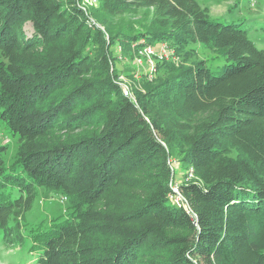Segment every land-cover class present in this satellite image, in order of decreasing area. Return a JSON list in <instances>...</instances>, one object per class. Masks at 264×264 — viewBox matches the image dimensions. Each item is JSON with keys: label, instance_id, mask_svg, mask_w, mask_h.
<instances>
[{"label": "trees", "instance_id": "1", "mask_svg": "<svg viewBox=\"0 0 264 264\" xmlns=\"http://www.w3.org/2000/svg\"><path fill=\"white\" fill-rule=\"evenodd\" d=\"M97 1L0 0V118L19 142L0 161V237L30 240L35 264H264V49L197 0ZM138 9L148 25L92 21ZM160 42L213 55L158 60L161 80L125 95L117 46ZM171 158L193 171L179 204ZM40 187L70 213L33 228Z\"/></svg>", "mask_w": 264, "mask_h": 264}, {"label": "rangeland", "instance_id": "2", "mask_svg": "<svg viewBox=\"0 0 264 264\" xmlns=\"http://www.w3.org/2000/svg\"><path fill=\"white\" fill-rule=\"evenodd\" d=\"M200 4L210 8V15L213 19L224 22L242 23V26L248 31L250 39L257 45L258 48L264 49V0H197ZM98 6L97 0H83L82 6L86 11H89L92 6ZM152 17V10L138 9L128 13H123L114 17H103L101 12H97L92 16V21L103 30L111 28L115 31H124L126 28L145 26L149 24ZM28 33L31 32L29 26H26ZM120 46V45H119ZM117 46L114 51L116 59L115 66L122 69L123 73L117 76V81L122 85L124 78L129 84V91L132 92L131 85H136L139 88H144L147 82L156 84L161 80L163 73L148 74L149 65L146 63L145 56L139 54L140 49H124ZM196 54V53H195ZM192 57L189 56L187 61H183V57L176 59V63L182 61L186 63L193 60L210 59L213 55L211 51H202ZM141 59L143 64L138 61ZM1 60V58H0ZM222 65V62L216 66ZM214 66V67H216ZM157 70V67H156ZM168 74L174 71L169 69ZM131 94V93H130ZM133 95V94H132ZM18 136H15L11 130L5 125L0 118V161L4 166H9L17 160L18 152ZM233 155H236L233 152ZM171 166L174 171V183L181 185L193 179L189 177L190 163L177 158H171ZM69 201L63 200V196L55 191L46 190L40 187L33 209L25 215L24 222L27 225L33 224V228L37 225L48 227L52 219L61 216L64 219L70 213ZM31 245L28 240L23 246L10 248L5 241L0 237V264H35L38 255L30 253Z\"/></svg>", "mask_w": 264, "mask_h": 264}, {"label": "built area", "instance_id": "3", "mask_svg": "<svg viewBox=\"0 0 264 264\" xmlns=\"http://www.w3.org/2000/svg\"><path fill=\"white\" fill-rule=\"evenodd\" d=\"M139 54L142 56H145L146 58V63L149 65V68L147 69L148 74H152L156 71L158 60L170 59V58L175 59V60L177 59L176 55L174 54V51L165 42H160L157 44H145L140 49ZM138 61H140L141 64L144 63V61L141 59H138ZM119 80L123 81L122 88H123L124 94L127 96H132V92H130L128 89L129 87L128 82H126L124 78H121ZM189 172H190L189 177L190 176L193 177L192 169H190ZM171 188H172V192L170 193L169 197L172 202L179 204L183 200L180 185L172 182ZM66 199L67 197L63 196V200H66Z\"/></svg>", "mask_w": 264, "mask_h": 264}]
</instances>
